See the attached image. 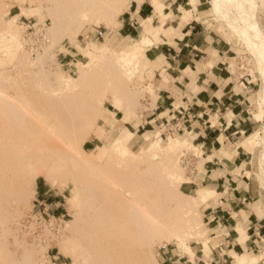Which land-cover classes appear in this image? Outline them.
I'll list each match as a JSON object with an SVG mask.
<instances>
[{"label":"rangeland","instance_id":"374dc122","mask_svg":"<svg viewBox=\"0 0 264 264\" xmlns=\"http://www.w3.org/2000/svg\"><path fill=\"white\" fill-rule=\"evenodd\" d=\"M192 1L202 23L235 56L240 74L257 83L250 111L259 123L253 143L245 145L251 151L246 174L252 202L264 223V0ZM121 2L0 0V139L13 129L17 136L0 148V264H117L104 248L84 252L83 235L76 234L84 225L82 202L89 198L85 195L104 202L107 193L116 195L118 188L133 189L148 215L146 225L126 223L132 227L128 232L132 231L134 245L120 255L122 261L116 260L119 264H177L166 258L171 252L193 264L197 246L210 242L205 210L217 193L202 185L204 160L197 147L181 143L168 150L171 139L185 142L188 135L164 123L150 124L158 98L154 88L160 79L159 61L150 54L151 41L142 43L122 31L126 10L119 9ZM62 80L72 81V87L64 88ZM41 114L56 117L73 141L82 132L91 134L84 146L94 151L90 158L96 174L63 150L55 155L63 162L53 170V181L34 170L10 175L21 168L20 157L32 153L19 156L20 150L32 148ZM124 130L136 135L130 137L136 143L128 150L114 147L117 134ZM154 141L162 144L161 149L150 146ZM76 152L81 154L79 148ZM31 157L29 170L38 167ZM65 159L68 166L63 165ZM175 163L182 180L177 179ZM72 181L79 183L80 195H75ZM109 183L115 188L107 187ZM38 184L50 191L37 192ZM55 200L60 201L59 210ZM155 218H162L174 238L157 241L156 230L149 225ZM102 219L109 228L110 219L103 215Z\"/></svg>","mask_w":264,"mask_h":264},{"label":"crops","instance_id":"0c3cea01","mask_svg":"<svg viewBox=\"0 0 264 264\" xmlns=\"http://www.w3.org/2000/svg\"><path fill=\"white\" fill-rule=\"evenodd\" d=\"M129 4L122 31L134 39L148 37L150 54L159 61L150 124L164 123L191 138L204 160L202 185L217 193L205 210L210 242L197 246L193 264H243V258L244 264H264V223L252 202L246 174L251 151L244 145L259 123L250 111L257 83L240 74L235 56L202 23L192 0ZM49 191L37 185V192ZM54 203L59 210L60 201ZM166 258L177 264L189 261L173 252Z\"/></svg>","mask_w":264,"mask_h":264},{"label":"bare ground","instance_id":"6f19581e","mask_svg":"<svg viewBox=\"0 0 264 264\" xmlns=\"http://www.w3.org/2000/svg\"><path fill=\"white\" fill-rule=\"evenodd\" d=\"M129 3H130V0H122V2L119 5V9L122 10V8H124V10H127L128 6H129ZM151 21H152L151 18L148 19V31H150V28H151ZM140 40L142 41V43H147V42L150 41V39L148 37H145V36H143L142 39H140ZM61 83H62V86L64 88H66V89L71 88L72 85H73V82L70 81V80H65V81L62 80ZM123 111H124V114H125L124 120H126V119H128L127 112L124 109H123ZM64 119H66V118H64ZM37 121H38V124H37L38 127H36L37 131L35 132L36 135L34 136V140L31 137L32 140H33V143H34L32 148L31 149L20 150L19 156L24 155V154L28 155L29 152H32L33 155H32V153L30 154V155H32V157L30 155L29 156L31 158H33V156H34V160L33 161L38 163V164L36 163V165H38V167L37 168L35 167V168H32V169L29 170V167L32 166L31 164H33L32 160H30L29 156H28L29 158L27 156H25V158H24V156H21L20 158H22V160L19 158L21 160V168L20 169L17 168L15 170H13L12 173H10V175L12 177L13 176L14 177L15 176H19L21 174L28 173V171H33L34 170L35 172L41 173L42 174L41 176H44L48 180H52L53 181V179L55 177L54 174H53V170L55 168L57 169L59 167L58 164L60 162H63L57 156L55 157V155L56 154L58 155V153H60V152H64L65 153V151H67L66 153H69L70 156L74 157L75 160L77 159L76 162L79 165H81L80 167L83 166V167H86V168H88V169H90L92 171L95 170V169H93V167L95 168L96 165H94V161H92L91 158H90V156H92L94 151L93 152H92V150L88 151V150H86V148L84 146V144H85L84 141L87 138H89V136L91 135L89 132L88 133L87 132H82V133L78 134L76 139L73 141L69 137V135H67V131H66L65 127L63 125L57 124L56 117H54L52 114H47L45 116L41 114L39 120H37ZM68 122H69V120H68ZM13 124H14V122H13ZM68 124H70V123H68ZM10 125H12V124H10ZM71 126H73V125L71 124ZM12 127L13 126H11L10 128L12 129ZM115 127L116 126H114V128ZM9 130H7V131L5 130L4 132L10 133L12 131V130H10V131ZM15 130H17V128ZM68 130H69V128H68ZM80 130L83 131V129H80ZM13 131H14V129H13ZM12 132L10 134H7V135H6V133H5V135H2V138L0 139V148H5L7 146V144H8V142H10L9 140L12 139L13 136L17 137L16 136V132H14L15 135H13ZM94 133H96V132H94ZM119 133H120V131H119ZM119 133L117 134V138L115 140L114 147L122 148L124 150H128V149L131 148V146H133L136 143V142L132 141V139H130V137H135L136 138V135L132 131L124 130L123 134H119ZM253 136L254 135H252V134L250 136H248L246 138V141L244 142V145L252 144L253 140H254ZM14 139H16V138H14ZM183 141H179L177 139L176 140L175 139L174 140L171 139L170 142H168V144H167L168 150L169 149H173V150L177 149L178 147H180L181 143H183V144L188 143L191 146L196 147L195 145H193L190 142L191 138H189L188 141H185V142H183ZM29 145L31 146L32 144H29ZM150 146L151 147L154 146V147H157V148L161 149L162 144L159 141H154V142L151 143ZM22 147L25 148V146H22ZM76 148H79L81 154H78L76 152ZM63 150H65V151H63ZM98 152L100 154L102 152V148ZM84 154L87 155V156H84ZM95 156L97 157V155H95ZM63 157H64V155H63ZM65 161H66V159H65ZM66 164H67V161L63 165L65 166ZM78 164H76V165H78ZM68 165L69 164H67L66 166H68ZM64 166H62V167H64ZM179 167H177V164L175 163V167L173 169L174 170L177 169V173L180 176V178H177V179H181L182 180L184 178H182L183 175H181V173L179 171L180 170ZM79 169H81V168H79ZM26 170H28V171L26 172ZM92 171L88 170V172H92ZM170 171H172V169H170ZM94 172H96V170L93 171V175L96 174L98 171L96 173H94ZM175 172H176V170H175ZM176 176L179 177L177 174H176ZM97 177H100V176H97ZM7 178H11V177L7 175ZM73 180H75V179H73ZM87 181H89V179H87ZM90 181H91V179H90ZM97 181L100 182L99 180H97ZM72 182H74V181H72ZM34 183L29 184V186L33 185ZM74 183L76 185L75 186L76 190H74V192L76 193L75 195L77 196V193L78 194L80 193V192H78L79 189H80L79 188L80 186H77L79 184L78 182H77L78 184L76 183V181ZM52 184H54V182H52ZM108 185H107V187H111L110 183ZM128 187H129V185H128ZM114 188L115 187H113V185H112L111 189H114ZM91 189H93V188H91ZM116 190L117 189H115L113 191H116ZM85 191H88V190H85ZM83 192H82V194H83ZM100 192H101V190H100ZM132 192L134 193L133 189L126 190V189L118 188V194H117V191H116V195L115 194L112 195L111 193H107L106 197L108 196L109 198L108 197L107 198L104 197V202L100 198L98 199L95 196H94L95 199L91 200L90 197H92V196L90 194L85 195V196H89V198L86 199L87 202H85V201L82 202L83 205L86 204V206H84L86 208V211L84 212L83 219H82L84 221V225L82 224L83 227H81V229L76 234V235H79L80 238H81V235H83L82 241L85 240V242H84L85 244H84V247H83L84 252H85V250L87 248H92V247H95L96 249H100V250H104V249L108 250L116 258V259H114V263L119 264L118 262H116V260L118 258L121 259V258L124 257V256H120L124 252V250L128 249L127 252L130 251L131 248L129 246L134 245V244H131V242L134 243L133 242L134 240L130 239V237L132 236L130 233L132 231L130 232V229H129V232H128V228H132V227H131V225L130 226L126 225V223L127 224L128 223L131 224L130 221H134V222H132L134 224L136 223L138 225L139 224L138 222H141V223L144 222L145 225H146V221L145 220H148V215L145 214L144 210L142 211V206H141V203H140L141 201H139L138 198L135 197ZM26 193H28V192H26ZM90 193H95L96 194V192H90ZM101 197H103V196H101ZM85 198H87V197H85ZM74 199H75V197H74ZM79 203L80 202H78V204ZM102 209H103V211H102ZM132 212L136 213V215L134 214L135 215L134 217H133V213ZM102 215H103V217H107V218L110 219L109 221H111V226L109 228H106V226L103 224L104 222H103V219H102ZM161 219H156L155 218L153 220V222L151 224H149L153 230H156V233L158 235L157 236L158 237L157 241L160 244L163 242V240H165L167 238H174L173 237V232L169 229V227ZM105 221H107V220L105 219ZM125 225L127 226V229H126ZM118 226H120V227H118ZM141 226H142V224H141ZM145 227H147V226H145ZM191 228H193V227H191ZM127 232L129 233L128 236L126 234ZM176 239L179 240L178 237H176ZM73 241L75 243H77L76 236L73 237ZM127 247H129V248H127ZM240 260H241V258H240ZM120 261H122V259ZM246 261L247 260L245 258H243L242 262L241 261L240 262L244 264ZM250 264H252V263H250Z\"/></svg>","mask_w":264,"mask_h":264}]
</instances>
